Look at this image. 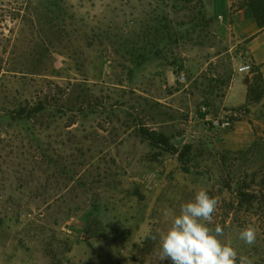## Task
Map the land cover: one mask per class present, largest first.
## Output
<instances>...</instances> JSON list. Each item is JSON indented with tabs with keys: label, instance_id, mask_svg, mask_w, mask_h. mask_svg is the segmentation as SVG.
<instances>
[{
	"label": "rangeland",
	"instance_id": "374dc122",
	"mask_svg": "<svg viewBox=\"0 0 264 264\" xmlns=\"http://www.w3.org/2000/svg\"><path fill=\"white\" fill-rule=\"evenodd\" d=\"M223 4L0 0V264H171L148 234L200 189L219 238L264 264V75L238 70L236 45L212 59L236 44L211 24ZM240 76L248 103L216 129L201 107L232 110Z\"/></svg>",
	"mask_w": 264,
	"mask_h": 264
},
{
	"label": "clouds",
	"instance_id": "9594fccd",
	"mask_svg": "<svg viewBox=\"0 0 264 264\" xmlns=\"http://www.w3.org/2000/svg\"><path fill=\"white\" fill-rule=\"evenodd\" d=\"M219 201L204 189L195 192L193 199L180 205L179 211L165 209L166 230L148 238L158 241V260L171 264H252L246 256H238L235 248L219 237L224 229L213 224ZM238 239L248 246L256 242V229L252 225L238 229Z\"/></svg>",
	"mask_w": 264,
	"mask_h": 264
},
{
	"label": "crops",
	"instance_id": "0c3cea01",
	"mask_svg": "<svg viewBox=\"0 0 264 264\" xmlns=\"http://www.w3.org/2000/svg\"><path fill=\"white\" fill-rule=\"evenodd\" d=\"M224 12L217 18L214 17L211 24L219 30L218 39L227 41L231 33L234 34V43L228 50H218L212 55V59L223 60L227 52H231L236 45L239 49L238 67L245 62H250L255 72L264 75V10H254L251 5L239 6L236 0H222ZM213 49V48H212ZM231 56V55H229ZM235 59V55H232ZM237 67V68H238ZM252 73L248 75L251 80ZM249 86L245 76L232 78L226 95L222 100L223 109L238 108L248 103Z\"/></svg>",
	"mask_w": 264,
	"mask_h": 264
},
{
	"label": "built area",
	"instance_id": "2783aa9c",
	"mask_svg": "<svg viewBox=\"0 0 264 264\" xmlns=\"http://www.w3.org/2000/svg\"><path fill=\"white\" fill-rule=\"evenodd\" d=\"M253 65L248 61L238 67L240 72H251ZM181 81L185 80V75H181ZM201 112L203 113V118L209 125L215 127L216 129H231L236 122V119L242 115L241 109H232L226 111L224 115L213 114L207 106L201 107Z\"/></svg>",
	"mask_w": 264,
	"mask_h": 264
},
{
	"label": "trees",
	"instance_id": "16d2710c",
	"mask_svg": "<svg viewBox=\"0 0 264 264\" xmlns=\"http://www.w3.org/2000/svg\"><path fill=\"white\" fill-rule=\"evenodd\" d=\"M152 139H153L154 142H156L158 144H162V145H165V146H170L167 137L165 135H163V134H153L152 135Z\"/></svg>",
	"mask_w": 264,
	"mask_h": 264
}]
</instances>
